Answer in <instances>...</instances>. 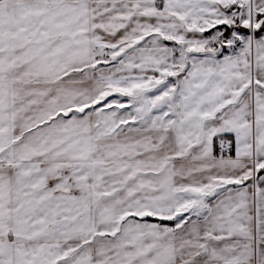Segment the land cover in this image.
<instances>
[{
	"label": "snow or ice",
	"instance_id": "snow-or-ice-1",
	"mask_svg": "<svg viewBox=\"0 0 264 264\" xmlns=\"http://www.w3.org/2000/svg\"><path fill=\"white\" fill-rule=\"evenodd\" d=\"M0 264H264V0H0Z\"/></svg>",
	"mask_w": 264,
	"mask_h": 264
}]
</instances>
